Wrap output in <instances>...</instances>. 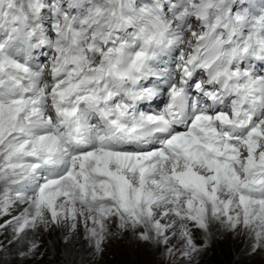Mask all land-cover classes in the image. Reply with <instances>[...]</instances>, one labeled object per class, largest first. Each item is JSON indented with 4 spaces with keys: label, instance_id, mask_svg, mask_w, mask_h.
<instances>
[{
    "label": "snow or ice",
    "instance_id": "6c2138e0",
    "mask_svg": "<svg viewBox=\"0 0 264 264\" xmlns=\"http://www.w3.org/2000/svg\"><path fill=\"white\" fill-rule=\"evenodd\" d=\"M256 64L264 0H0V226L59 228L66 256L116 229L169 264L217 226L264 264Z\"/></svg>",
    "mask_w": 264,
    "mask_h": 264
},
{
    "label": "rangeland",
    "instance_id": "374dc122",
    "mask_svg": "<svg viewBox=\"0 0 264 264\" xmlns=\"http://www.w3.org/2000/svg\"><path fill=\"white\" fill-rule=\"evenodd\" d=\"M3 223L0 221V225ZM113 231L116 234L105 242L103 252L97 253L92 243L84 237L81 228L72 237L66 256L63 245L64 235L59 228L29 230L26 237L18 239L14 235L13 227L0 226V264H65L66 260L71 261L73 257L74 264H80L81 253L75 251L78 249L80 252L81 241L84 240V244L85 242L88 245L91 243L89 245L91 252L84 256L87 257L85 264H169V257L157 258L158 250L135 240L131 233H120L116 229ZM210 235L212 238L209 246L204 250L202 257H197V264H204L214 254L222 258V253L226 255L224 264H262L261 257L259 255L252 256L251 250L247 249L249 237L246 233L221 234L218 227L213 226ZM197 237L203 240V235L199 232ZM77 239L80 243L75 246ZM32 242L40 245V254L35 257H25L22 253L26 251V246ZM151 250L155 251L151 252Z\"/></svg>",
    "mask_w": 264,
    "mask_h": 264
},
{
    "label": "bare ground",
    "instance_id": "6f19581e",
    "mask_svg": "<svg viewBox=\"0 0 264 264\" xmlns=\"http://www.w3.org/2000/svg\"><path fill=\"white\" fill-rule=\"evenodd\" d=\"M79 240H81V238H79ZM79 240H78V239L75 240V246L79 245V243H80ZM78 241H79V242H78ZM84 241H85V240H84ZM84 241H81V245H82V246L80 247V252H79L78 249L76 250V247H75V250H76L75 252H76V253H81L80 255H81L82 258H81V260H80V264H85V263H86V261H87V260H86L87 257L85 258L84 256L87 255V253L91 252V251H90V248H89V245H90L91 243L88 245V244L85 242V244H84V243H83ZM86 241H87V240H86ZM14 243H15V242H14ZM77 243H78V244H77ZM63 245H64V243H63ZM63 245H62V246H63ZM144 245H145V244H144ZM11 247H12V246H11ZM145 247H146V246H145ZM135 248H136V247H135ZM144 249H145V248H144ZM147 250H148V249H147ZM147 250H146V251H147ZM67 251H68V250H67ZM154 251H155V250H151V252H154ZM62 256H63V255H62ZM63 258H64V257H63ZM70 258H71V257H70ZM70 258H69V259H70ZM84 258H85V261H84ZM61 259H62V257H61Z\"/></svg>",
    "mask_w": 264,
    "mask_h": 264
},
{
    "label": "trees",
    "instance_id": "16d2710c",
    "mask_svg": "<svg viewBox=\"0 0 264 264\" xmlns=\"http://www.w3.org/2000/svg\"><path fill=\"white\" fill-rule=\"evenodd\" d=\"M226 261V255L222 253V258H220L218 255L214 254L211 255L210 258H208L204 264H224Z\"/></svg>",
    "mask_w": 264,
    "mask_h": 264
}]
</instances>
